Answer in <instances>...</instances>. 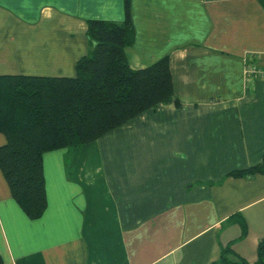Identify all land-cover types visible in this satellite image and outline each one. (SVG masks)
Wrapping results in <instances>:
<instances>
[{"label": "crops", "instance_id": "crops-1", "mask_svg": "<svg viewBox=\"0 0 264 264\" xmlns=\"http://www.w3.org/2000/svg\"><path fill=\"white\" fill-rule=\"evenodd\" d=\"M0 0V74L72 76L85 21L120 22L131 69L167 56L174 97L78 149L41 154L25 214L0 171L1 264L247 263L264 237V0ZM5 138L0 133V144ZM244 234H240V222Z\"/></svg>", "mask_w": 264, "mask_h": 264}, {"label": "trees", "instance_id": "trees-1", "mask_svg": "<svg viewBox=\"0 0 264 264\" xmlns=\"http://www.w3.org/2000/svg\"><path fill=\"white\" fill-rule=\"evenodd\" d=\"M85 37L86 52L76 60L72 76L0 74V133L5 138L0 171L29 217L38 216L45 205L43 152L76 150L158 103L179 105L167 56L142 68L128 67L124 48L133 43L134 28L127 13L120 22L86 20ZM255 172H264V160L226 175ZM229 245L221 247L212 264H264V237L256 244L253 263Z\"/></svg>", "mask_w": 264, "mask_h": 264}, {"label": "built area", "instance_id": "built-area-1", "mask_svg": "<svg viewBox=\"0 0 264 264\" xmlns=\"http://www.w3.org/2000/svg\"><path fill=\"white\" fill-rule=\"evenodd\" d=\"M253 54H248L245 56V67L244 72L246 74H256L261 78H264V68L256 66L251 59L253 58Z\"/></svg>", "mask_w": 264, "mask_h": 264}]
</instances>
